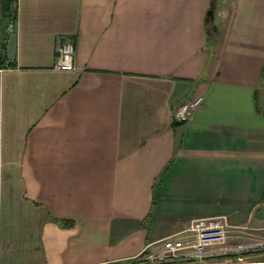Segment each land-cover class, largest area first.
Listing matches in <instances>:
<instances>
[{
	"label": "crops",
	"instance_id": "0c3cea01",
	"mask_svg": "<svg viewBox=\"0 0 264 264\" xmlns=\"http://www.w3.org/2000/svg\"><path fill=\"white\" fill-rule=\"evenodd\" d=\"M17 8L16 57L0 49V264H150L193 219L263 226L264 0ZM62 41L72 70L55 68ZM199 95L176 146L174 110Z\"/></svg>",
	"mask_w": 264,
	"mask_h": 264
},
{
	"label": "built area",
	"instance_id": "2783aa9c",
	"mask_svg": "<svg viewBox=\"0 0 264 264\" xmlns=\"http://www.w3.org/2000/svg\"><path fill=\"white\" fill-rule=\"evenodd\" d=\"M56 69L72 70L75 68L74 56L76 45L72 41H62L56 48ZM204 104V96L199 95L180 103L174 110L173 117L178 123H187L194 110ZM264 231L263 226L232 225L226 215L193 219L190 225L178 234L165 238L162 250L149 254L150 264L158 260L176 257L203 258L212 255H226L237 253V264H264L261 258H246L243 252L264 249V234L255 232ZM238 238L239 242L229 245L230 237ZM240 253V254H239Z\"/></svg>",
	"mask_w": 264,
	"mask_h": 264
},
{
	"label": "water",
	"instance_id": "95a60500",
	"mask_svg": "<svg viewBox=\"0 0 264 264\" xmlns=\"http://www.w3.org/2000/svg\"><path fill=\"white\" fill-rule=\"evenodd\" d=\"M210 13L213 15V11ZM0 49H7L8 58L14 59L17 53V36L14 32V28L11 25L10 17H2L0 15ZM184 130V125L180 126L177 130L175 144L179 145L182 134Z\"/></svg>",
	"mask_w": 264,
	"mask_h": 264
},
{
	"label": "trees",
	"instance_id": "16d2710c",
	"mask_svg": "<svg viewBox=\"0 0 264 264\" xmlns=\"http://www.w3.org/2000/svg\"><path fill=\"white\" fill-rule=\"evenodd\" d=\"M17 0H0V10L4 17H10L12 23H15L17 19ZM177 125H183V123H177ZM232 256L229 255H222V258H228Z\"/></svg>",
	"mask_w": 264,
	"mask_h": 264
},
{
	"label": "rangeland",
	"instance_id": "374dc122",
	"mask_svg": "<svg viewBox=\"0 0 264 264\" xmlns=\"http://www.w3.org/2000/svg\"><path fill=\"white\" fill-rule=\"evenodd\" d=\"M260 253H262V252H260ZM210 258H212V257H210ZM210 258H208V259H210ZM181 262V261H180ZM182 262H184V261H182ZM159 264H161V263H159Z\"/></svg>",
	"mask_w": 264,
	"mask_h": 264
}]
</instances>
